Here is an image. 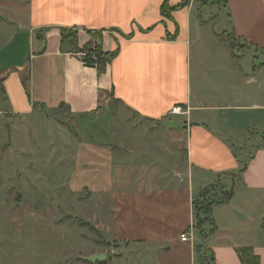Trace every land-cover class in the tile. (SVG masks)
Here are the masks:
<instances>
[{
  "label": "crops",
  "instance_id": "1",
  "mask_svg": "<svg viewBox=\"0 0 264 264\" xmlns=\"http://www.w3.org/2000/svg\"><path fill=\"white\" fill-rule=\"evenodd\" d=\"M13 1L26 8L16 7L17 23L1 34L0 156L17 137L30 141L46 124L51 133L60 132L56 124H74L79 131H67L76 153L72 173L90 177L83 186L89 194H111L107 218L95 215V228L116 246L139 247L131 261L109 264H206L207 253L214 264H242L240 249L264 264V0H189L186 7L184 0H0V20ZM209 3L226 19L223 34L245 49L220 39L200 7L194 12ZM164 5L174 8L170 17ZM63 30L77 31L80 46L91 40L88 32H100L104 52L119 51L103 75L63 42ZM207 43L224 53L210 54ZM174 107L186 115H170ZM62 110L72 121L59 116ZM123 111L138 126L151 123L135 134L148 151L159 145L180 156L174 167L155 162L144 148L133 160L119 159L123 147L93 132L100 120L107 138L110 124L123 128ZM82 129L87 141L79 140ZM96 166L105 169L104 189L93 187L102 177L93 175ZM210 185L233 187L234 197L213 207L217 231L203 240L194 200ZM192 230L194 239L182 242ZM94 253L104 257L98 264L108 259L101 250L90 258Z\"/></svg>",
  "mask_w": 264,
  "mask_h": 264
},
{
  "label": "rangeland",
  "instance_id": "2",
  "mask_svg": "<svg viewBox=\"0 0 264 264\" xmlns=\"http://www.w3.org/2000/svg\"><path fill=\"white\" fill-rule=\"evenodd\" d=\"M19 1L25 2L26 0ZM16 7L24 9L26 5H20L13 1L12 5L8 6V16L4 15L6 21L0 20L1 41L5 39L1 35L4 29L7 31L13 29L14 24L12 22H16L15 14L18 10ZM199 7L205 17H208L212 26H216V31L222 32L220 39L229 40L228 34H223L227 22L224 16H219L218 5L209 3L208 5L196 6L194 12H198ZM2 11L0 10V12ZM26 18L27 16H24L22 19ZM236 43L234 42L237 48L243 47H239V43ZM205 46L211 50L210 54L218 52L219 55H222L224 53L215 44L207 43ZM116 104L113 100L111 105L116 108ZM59 113V116L62 114L68 121H72L64 110ZM122 113L124 116H120V118L124 119L125 126L121 128L110 124L107 127L108 138L100 133L101 130L104 132L105 128L103 127L105 124L103 120L95 124L93 132L99 133L102 140H108L106 142L114 145L116 149L123 147V154H121L123 156H120L119 159L127 157L128 154L133 160L140 155V150L144 148L142 146L149 145L142 144L137 137L138 134L135 133L142 132L144 125L147 128L152 125L144 122L142 123L143 126H138L137 118L125 111ZM178 116L181 117V115ZM173 119L180 118L174 117ZM116 120L119 121V119ZM82 123L84 124V122ZM99 124L102 127H98ZM73 125L72 123L56 124V127L59 126L60 132L51 133L50 127L46 124L43 129L40 128L38 134H33L30 141L24 142L23 137L19 136L14 144L10 142L13 136L8 139L10 147L0 156V264H82V260L90 258L96 250H101V254L108 256V259L101 261V264H109L113 259H120L118 257H121V260L131 261L129 257L135 246L129 247L125 244L116 246L115 243L102 237L98 232L99 230L96 229L97 227L95 228V215H99L103 211V218H107L111 194L102 195L99 190L97 193L89 194L83 186L91 184L90 177L87 180L81 176V170L72 173V156L76 153L72 149L73 133L67 131L68 128L71 132L79 131ZM32 129L36 130L38 127ZM84 134L87 135V132L82 129V133L79 132L78 135L80 141H87L90 137ZM124 146L129 151L124 149ZM155 146L159 145H153L149 151L144 148L149 152L151 159L157 163L159 161L168 165L171 163L170 166L174 167L178 155L163 153L165 152L163 151L165 150L164 146L160 148H155ZM20 148H24L25 152L21 151ZM173 148L175 152L178 151L175 146ZM91 156L100 160V155L92 154ZM104 159L105 163L106 158ZM146 159L150 160V157L146 155ZM84 161L89 162V160ZM94 162L100 164L99 161L92 159L93 164ZM86 169L88 166L82 168L83 171ZM91 171H93V175L99 176L101 174L102 176L101 183L95 186L96 182L94 181L93 187L101 188L102 186L104 189L105 169L96 166V168L92 167ZM104 185L106 184L104 183ZM220 189L219 186L210 185L203 190V193L209 192V196L212 198V196L220 195L218 194ZM212 190L215 192L214 195H212ZM204 228L206 229L205 234H208L212 226L206 225L202 230ZM199 231L201 232V229ZM137 248L139 247H135V249ZM207 254L211 258V254ZM94 256H98V254L94 253ZM98 263L96 261L95 264ZM207 263L211 264V261Z\"/></svg>",
  "mask_w": 264,
  "mask_h": 264
},
{
  "label": "trees",
  "instance_id": "3",
  "mask_svg": "<svg viewBox=\"0 0 264 264\" xmlns=\"http://www.w3.org/2000/svg\"><path fill=\"white\" fill-rule=\"evenodd\" d=\"M189 3V0H184L182 7H186ZM180 6V7H181ZM171 11H174V8H171ZM171 11L167 8L166 5L163 7V13L166 17H170ZM92 38L91 40L86 43L83 46L79 45V34L77 31H70V30H63L62 37L63 42H69V44L73 47V50L77 53H88L90 54L88 57L84 58L82 62L87 66H93L96 67L98 70L99 75H103L106 72L107 66L112 63V61L115 59V57L118 54V50L113 52H104L102 41H103V35L100 32L92 33L88 32ZM176 37V36H175ZM173 36L172 39H175ZM222 37V35L220 36ZM232 45V48H237L234 44L235 41L239 40H232L229 39ZM246 46L241 47L245 48ZM238 49V48H237ZM238 51V50H237ZM93 54L97 56V62L95 63L93 58L91 57ZM4 71L0 69V79L3 76ZM262 147H264V141L262 143ZM217 186V185H215ZM218 187V186H217ZM221 189L219 191L218 195L212 196V198L209 196V192L207 194H204L203 191L199 194V196L194 200V214L196 217V229L199 232L200 237L205 240L206 237L210 236V234H213L217 231V228L214 226L213 220L211 218L212 215V209L213 207L217 205H223L228 204L232 198L234 197V188L231 187L230 189L224 188L222 186H219ZM211 190V189H210ZM213 191V190H212ZM216 191V188H215ZM215 192L213 191L212 195H214ZM212 226L211 230L208 234H205L206 229L202 230L204 226ZM264 228V223H263ZM201 229V232L199 230ZM204 231V232H203ZM202 246H198L197 251L201 254L202 252ZM238 255L241 259L242 264H260L259 257L256 256L252 250L250 249H240L237 251ZM208 255V254H207ZM203 260L206 264H208V261H211V264L215 263L214 256H205L203 254ZM210 264V263H209Z\"/></svg>",
  "mask_w": 264,
  "mask_h": 264
},
{
  "label": "built area",
  "instance_id": "4",
  "mask_svg": "<svg viewBox=\"0 0 264 264\" xmlns=\"http://www.w3.org/2000/svg\"><path fill=\"white\" fill-rule=\"evenodd\" d=\"M90 54L88 53H80L79 54V57L81 58V60H83L84 58L88 57ZM94 60V62L96 63L97 62V56L95 54H93L91 56ZM186 112L187 111H184L182 108L180 107H174L171 111H170V115H174V116H178V115H181V116H184L186 115ZM192 239H194V231H190V232H186L185 234H183L181 236V241L182 242H188V241H192Z\"/></svg>",
  "mask_w": 264,
  "mask_h": 264
},
{
  "label": "water",
  "instance_id": "5",
  "mask_svg": "<svg viewBox=\"0 0 264 264\" xmlns=\"http://www.w3.org/2000/svg\"><path fill=\"white\" fill-rule=\"evenodd\" d=\"M168 124L172 127L178 125L176 122H168ZM104 257L102 256H96V257H92V258H88L89 261H96V260H101L103 259Z\"/></svg>",
  "mask_w": 264,
  "mask_h": 264
}]
</instances>
